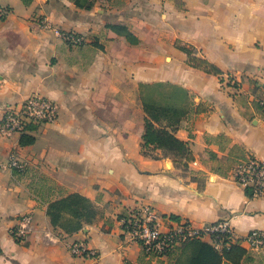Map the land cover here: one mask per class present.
Segmentation results:
<instances>
[{
	"label": "crops",
	"instance_id": "crops-1",
	"mask_svg": "<svg viewBox=\"0 0 264 264\" xmlns=\"http://www.w3.org/2000/svg\"><path fill=\"white\" fill-rule=\"evenodd\" d=\"M64 32L83 43L67 44ZM177 45L219 74L189 66ZM34 94L57 104L58 119L30 126L27 145L0 133V264H172L142 258L121 232L118 217L139 204L164 225L173 216L195 225L226 219L235 235L264 232V199L230 177L235 152L264 162V0H94L89 10L70 0H0V117ZM145 119L188 144V172L141 153ZM11 155L24 175L8 167ZM72 193L97 214L65 234L46 207ZM29 212L32 231L17 243L9 231ZM72 242L97 259L71 255ZM240 246L244 264H264V253Z\"/></svg>",
	"mask_w": 264,
	"mask_h": 264
},
{
	"label": "built area",
	"instance_id": "built-area-1",
	"mask_svg": "<svg viewBox=\"0 0 264 264\" xmlns=\"http://www.w3.org/2000/svg\"><path fill=\"white\" fill-rule=\"evenodd\" d=\"M40 27L49 28L45 17H37ZM64 41L71 46L83 43L82 37L72 32L60 34ZM258 108L264 116V97L259 100ZM58 119V106L51 99L37 94L30 95L24 100L5 106L0 117V133L23 134L29 126L53 124ZM8 167L19 173H24L26 165L11 155ZM230 177L239 186L247 189L253 198L264 199V162L252 156H246L237 161L230 170ZM120 230L129 241L139 245L145 259H168L171 250L193 239H207L216 249L224 242L244 244L248 249L264 253V232L250 230L245 235H235L228 220L221 219L212 223L195 225L188 220L169 219L164 225L163 219L155 209L147 204H139L128 209L118 217ZM33 228L32 213L21 215L17 224L10 229L11 237L17 243H22ZM48 242L57 238L45 235ZM68 251L75 257L97 259V253L88 249L83 242H72L67 245Z\"/></svg>",
	"mask_w": 264,
	"mask_h": 264
},
{
	"label": "trees",
	"instance_id": "trees-1",
	"mask_svg": "<svg viewBox=\"0 0 264 264\" xmlns=\"http://www.w3.org/2000/svg\"><path fill=\"white\" fill-rule=\"evenodd\" d=\"M76 7L89 10L94 0H70ZM112 30L122 34L130 43H136L133 35L123 26H112ZM177 49L188 57L189 66L202 70L205 73L219 74V71L203 59L192 56V51L185 46H177ZM31 129V127H28ZM141 153L152 159L169 158L175 167L182 172H188L187 164L191 161V151L186 142L179 140L173 133L164 127L156 126L145 119L143 130L140 133ZM33 137L23 133L20 135V145H27L33 142ZM160 150L161 155L154 154ZM246 155L235 152L230 162L235 164ZM27 170V169H26ZM15 174L24 175L26 173ZM246 193L250 192L245 189ZM96 209L85 197L72 193L49 202L46 207V215L54 228L60 229L65 234H72L80 230L84 224H90L96 217ZM171 219L177 220L173 216ZM142 258H145L141 251ZM172 264H244L249 261L247 251L238 244L228 243L216 249L211 243L201 239L187 241L175 247L168 254ZM124 264H132L125 262Z\"/></svg>",
	"mask_w": 264,
	"mask_h": 264
},
{
	"label": "rangeland",
	"instance_id": "rangeland-1",
	"mask_svg": "<svg viewBox=\"0 0 264 264\" xmlns=\"http://www.w3.org/2000/svg\"><path fill=\"white\" fill-rule=\"evenodd\" d=\"M177 46H179V45H177Z\"/></svg>",
	"mask_w": 264,
	"mask_h": 264
}]
</instances>
